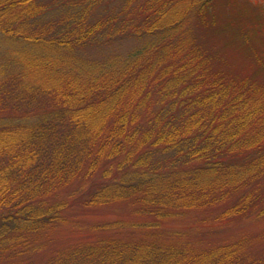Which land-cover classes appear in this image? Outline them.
<instances>
[{
	"label": "trees",
	"instance_id": "trees-1",
	"mask_svg": "<svg viewBox=\"0 0 264 264\" xmlns=\"http://www.w3.org/2000/svg\"><path fill=\"white\" fill-rule=\"evenodd\" d=\"M211 2L0 0V264H264V11Z\"/></svg>",
	"mask_w": 264,
	"mask_h": 264
},
{
	"label": "rangeland",
	"instance_id": "rangeland-1",
	"mask_svg": "<svg viewBox=\"0 0 264 264\" xmlns=\"http://www.w3.org/2000/svg\"><path fill=\"white\" fill-rule=\"evenodd\" d=\"M116 4L119 3L121 0H115ZM135 8H139L140 6L137 5L136 1L134 3ZM227 6V8H231L232 10H229L230 13H232L234 16H240L245 14L250 8H258L261 11H264V0H212L210 3L211 9L216 8L219 9V7ZM190 25H193L196 29V32H199L200 37L204 38L202 32H201V26H199L194 20L191 22ZM137 41L133 39H126L122 42L121 46L116 45V48H119L121 51H126L130 49L131 47H134L137 45ZM237 58V57H236ZM73 209L80 210L77 206H75ZM125 211V207L122 205L119 206H113L108 208H103L102 210L91 212V213H85L81 214L82 211L78 212L75 215V217L72 220V223L74 225V231L77 232L75 234H72L71 228L69 227V237H74L75 235H78L80 232H85L90 227V225L97 223L99 221H102L104 219H117L120 217L119 213H122ZM71 223V224H72ZM179 225V224H178ZM67 226H64L63 229H59L57 233L54 235V242L53 244L55 246H59L61 244H68L69 239L66 238L68 235H65L63 232L67 231L65 230ZM181 228L188 229V234L192 237H197L199 239H202L204 241L209 242H216L221 241L226 238H232L240 235V233H257L259 230H262L261 228L263 225L260 223V221L257 220H251V219H245L239 222H236L235 224H227V225H213V226H206V227H186V226H180ZM65 239L66 241L62 242V240ZM72 239V238H71ZM52 244V245H53ZM51 245V244H50ZM255 245H263L264 241H262L260 244L256 243ZM50 248L44 250L40 253L35 254H29L26 257L34 260H39L42 258V255H49Z\"/></svg>",
	"mask_w": 264,
	"mask_h": 264
}]
</instances>
